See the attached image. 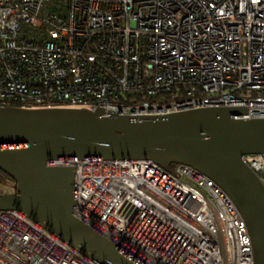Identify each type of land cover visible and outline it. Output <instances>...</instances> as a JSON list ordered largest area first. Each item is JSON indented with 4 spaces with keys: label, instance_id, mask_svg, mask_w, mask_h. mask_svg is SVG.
I'll use <instances>...</instances> for the list:
<instances>
[{
    "label": "built area",
    "instance_id": "built-area-1",
    "mask_svg": "<svg viewBox=\"0 0 264 264\" xmlns=\"http://www.w3.org/2000/svg\"><path fill=\"white\" fill-rule=\"evenodd\" d=\"M225 107L264 119V0H0V109L155 117ZM240 162L264 189L262 156ZM47 165L75 167L76 224L133 264H254L238 208L189 165ZM0 264L97 263L0 210Z\"/></svg>",
    "mask_w": 264,
    "mask_h": 264
},
{
    "label": "water",
    "instance_id": "water-1",
    "mask_svg": "<svg viewBox=\"0 0 264 264\" xmlns=\"http://www.w3.org/2000/svg\"><path fill=\"white\" fill-rule=\"evenodd\" d=\"M245 107L186 109L155 117L105 114L101 109H0V172L15 183L0 193V210H17L97 264H133L81 229L74 166L68 160H151L186 164L211 178L241 213L254 264H264V189L240 162L264 159V119H244ZM239 118H235V117Z\"/></svg>",
    "mask_w": 264,
    "mask_h": 264
},
{
    "label": "trees",
    "instance_id": "trees-1",
    "mask_svg": "<svg viewBox=\"0 0 264 264\" xmlns=\"http://www.w3.org/2000/svg\"><path fill=\"white\" fill-rule=\"evenodd\" d=\"M6 183L13 186L15 190V183L11 179H9L7 176H5L3 173L0 172V184H6Z\"/></svg>",
    "mask_w": 264,
    "mask_h": 264
},
{
    "label": "rangeland",
    "instance_id": "rangeland-1",
    "mask_svg": "<svg viewBox=\"0 0 264 264\" xmlns=\"http://www.w3.org/2000/svg\"><path fill=\"white\" fill-rule=\"evenodd\" d=\"M4 191L5 193H12L14 188L10 184H0V191Z\"/></svg>",
    "mask_w": 264,
    "mask_h": 264
},
{
    "label": "crops",
    "instance_id": "crops-1",
    "mask_svg": "<svg viewBox=\"0 0 264 264\" xmlns=\"http://www.w3.org/2000/svg\"><path fill=\"white\" fill-rule=\"evenodd\" d=\"M0 193H5V192L1 190Z\"/></svg>",
    "mask_w": 264,
    "mask_h": 264
},
{
    "label": "flooded vegetation",
    "instance_id": "flooded-vegetation-1",
    "mask_svg": "<svg viewBox=\"0 0 264 264\" xmlns=\"http://www.w3.org/2000/svg\"><path fill=\"white\" fill-rule=\"evenodd\" d=\"M15 192V190H13V192L12 193H14Z\"/></svg>",
    "mask_w": 264,
    "mask_h": 264
}]
</instances>
